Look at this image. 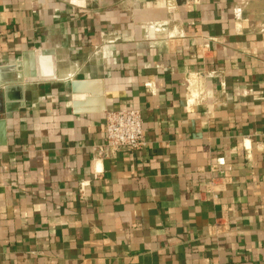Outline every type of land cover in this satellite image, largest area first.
Wrapping results in <instances>:
<instances>
[{
    "label": "crops",
    "instance_id": "obj_1",
    "mask_svg": "<svg viewBox=\"0 0 264 264\" xmlns=\"http://www.w3.org/2000/svg\"><path fill=\"white\" fill-rule=\"evenodd\" d=\"M4 66L0 264H264V0H0Z\"/></svg>",
    "mask_w": 264,
    "mask_h": 264
},
{
    "label": "built area",
    "instance_id": "obj_2",
    "mask_svg": "<svg viewBox=\"0 0 264 264\" xmlns=\"http://www.w3.org/2000/svg\"><path fill=\"white\" fill-rule=\"evenodd\" d=\"M104 131V143L98 148L100 158H112L123 152H135L147 145L142 114L137 109L121 108L108 111Z\"/></svg>",
    "mask_w": 264,
    "mask_h": 264
},
{
    "label": "water",
    "instance_id": "obj_3",
    "mask_svg": "<svg viewBox=\"0 0 264 264\" xmlns=\"http://www.w3.org/2000/svg\"><path fill=\"white\" fill-rule=\"evenodd\" d=\"M42 57L47 58L49 67L47 68V70L41 69L40 65H39V72H37L38 74L34 73L33 71H30V68L28 66V64L26 63L29 59L32 61L37 60L38 63L40 64V60L42 59ZM20 67L22 65H25L24 71L20 74L19 78L23 79L27 78L28 81H39V82H45V81H52L55 80L56 78V63H55V59H54V52L51 50H43V51H38V52H30L29 55L26 56L25 60L22 62H19L18 64ZM33 65L31 66V70L33 69ZM17 68V66H4V67H0V85L2 83H5V78L6 75H2V74H9V72H13L15 71ZM2 76H3V80L2 81ZM22 92L24 90V86L21 85L18 87ZM16 89V88H14ZM10 92V88H6L4 94L8 95V93ZM2 92H0L1 94ZM25 106V102L24 100H22L19 104H17V106L13 107L11 106L10 103L7 104L4 113L2 112L3 110H1L0 114H3L2 116H0V145L1 143H3V139L4 136L6 135V121L8 119H11L14 115V112L18 111L21 107Z\"/></svg>",
    "mask_w": 264,
    "mask_h": 264
}]
</instances>
